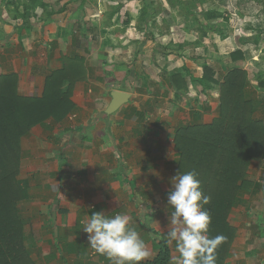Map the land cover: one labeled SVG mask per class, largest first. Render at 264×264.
<instances>
[{"label":"rangeland","instance_id":"obj_1","mask_svg":"<svg viewBox=\"0 0 264 264\" xmlns=\"http://www.w3.org/2000/svg\"><path fill=\"white\" fill-rule=\"evenodd\" d=\"M180 1L189 5L207 1L208 4L212 3L208 11H212L213 15H226L228 19L240 20L245 17L244 11L246 10L243 9L251 3L254 7L252 13L257 18L254 21L258 23V26L255 24L251 28L257 34L264 35V0ZM106 2L108 3L109 0ZM26 3L31 5V0H25L24 4ZM33 10L35 14L37 8L34 7ZM28 11L24 7L23 12L27 14ZM191 12L197 13L194 10ZM10 13L15 18L21 15L17 5L10 8ZM28 13L33 16L32 12ZM178 17L180 23L183 21L185 25L187 24L184 27L181 26L184 29L183 32L192 36L194 27L189 23L191 24L194 20H188L187 15L185 18ZM256 39L263 40L264 37H256ZM259 40L256 43V49H261L262 45L259 46ZM262 44L264 45V42ZM243 46L247 45L243 44ZM262 47L264 48V46ZM204 53L208 55L209 51L205 50ZM260 55L264 60V54ZM3 58L4 56L0 54V75L5 73V68L2 66ZM199 58L202 60L205 57L201 55ZM261 58L260 61L254 62L252 58H245L243 53V58L232 59L235 62L244 60L243 67L234 66L235 64L229 61V69L226 64L224 67L221 66L223 70L218 77L213 64L204 61L202 66L204 68V64H208L213 69L214 77L220 81L226 71L234 68L245 69L244 67H246L249 83L246 92L248 97L255 101V116L264 120V82L259 81L264 76L257 74L263 66L264 61ZM105 74L108 75L104 72L103 67L101 75ZM189 76L184 78L187 82L190 81ZM107 78L106 86L109 89L106 91L107 101L100 105L90 103L88 109L93 110V114L97 115L105 109L111 99L110 91L115 88L125 89L132 93V97L130 102L111 114L109 133L104 134V139L96 140L95 146L98 148V152H95H97L96 155L99 154L100 161L105 160L104 168L86 170L84 173L81 172V169H76V166L83 163V160L89 162L93 158L89 154L88 146H83L91 140L89 137L91 129L88 131L85 129L86 120L91 114L82 117L79 111H74L62 122L50 119L44 125L34 126L22 139L19 178L28 191L29 197L19 202L18 213L24 225V245L35 264H111L107 257L96 253L89 247V234L83 231L84 221L95 212L92 208L95 205L97 211L100 204L101 207H106V210H102L104 213L123 214L122 210L126 212L128 207L132 204L135 205L136 199L141 197L146 201L148 208L143 210L142 207L137 206L136 209L143 211L144 214L147 213L148 216L151 215L152 219L158 217L169 222L171 210L167 206V194L171 189V177L179 172L175 161L177 151L174 155L151 153V145L155 143L156 139L147 136L159 127L162 129L160 133L163 136H158V138L166 137L169 145L172 146V136L176 128L182 125L212 123L219 113L220 97L219 101L208 98V95L202 94L200 85L193 92H190V87L187 92H184L186 96L199 95L201 101L204 102V105L197 107V114L193 108V104H197V100H187V104L183 106V102L171 103L177 102L173 99L166 103V100L162 99L156 90H154L155 94H152V91L149 92L148 86L157 89L153 87L155 82H140L136 87L129 82H117L111 75H108ZM164 78L162 77L160 80L162 85L164 82H168L164 81ZM83 80L78 79L75 82L72 95L76 84ZM253 81L254 83H252ZM208 84L211 86L208 93L218 90L220 95L219 85L211 82ZM67 85L66 83L65 89ZM22 92L19 91L24 96L42 95V93L40 95H25ZM168 92L167 90L166 95ZM178 99L183 101L182 98ZM135 103L139 105H134ZM213 104H215V110H211L210 106L213 107ZM165 110L170 111L168 116H165L164 120L158 119L157 117ZM89 124L88 128L94 129L90 122ZM99 128L103 132V127ZM151 141H153L152 144ZM173 151L175 150L173 149ZM162 157L170 158V160L164 161ZM257 161L258 159L254 158L247 171L248 180L254 184L243 189L240 202L231 209L228 216V221L235 228V239L226 264H264V173H260V165H257ZM120 163L122 164L120 165ZM146 166L148 167L145 168ZM89 176L91 179L93 177L94 181L90 182ZM84 184L85 186H83ZM81 190L100 191V199L93 198V201H90L83 196ZM83 198L86 200L81 202ZM115 202L117 207L114 205ZM133 226L135 227L134 223ZM165 233L163 235L170 249L168 264H172L173 258L178 254L175 251L174 242L169 244ZM159 237L158 234L157 239ZM148 252L149 256L142 262L143 264H146V260L152 255L154 258L158 250L153 249Z\"/></svg>","mask_w":264,"mask_h":264},{"label":"crops","instance_id":"obj_2","mask_svg":"<svg viewBox=\"0 0 264 264\" xmlns=\"http://www.w3.org/2000/svg\"><path fill=\"white\" fill-rule=\"evenodd\" d=\"M24 1L0 0V54L4 56L2 66L6 74L18 75L19 91H23L25 95H40L46 76L63 69L65 58H81L86 68V76L83 81L76 84L71 99L76 105L75 111H79L82 117L91 114L85 125L87 131L91 129L89 135L91 140L83 146H88L89 154L93 157L89 162L83 160V163L76 166V169H81L82 173L86 170H100L106 164L105 160H99V154L96 155L98 148L95 144L98 138L103 140L104 134L109 133L112 116L105 114L109 103L97 115L93 114V110L88 109V106L90 103L100 105L107 101L108 75L114 77L117 82H129L136 87L140 82H155L153 87L157 89L148 86L149 92L155 94L154 90H156L166 103L173 99L177 102L171 103L183 102V106L187 104V100H197V104H193L194 112L197 113V107L204 105V102L199 95L186 96L183 90L177 93L170 83L174 75L179 74L183 79L190 75L188 83L190 92H193L200 84L192 83L191 75L197 78L203 76L202 62L213 64L218 77L225 64L229 69V61H232L234 66L243 67L244 60L233 61L232 52L242 50L245 58H252L254 62L260 61L262 56L260 54H264L262 47L264 39H256L264 35L260 34V37L251 28L255 24L258 26L254 21L257 18L252 13L254 7L251 3L243 9L246 10L245 17L240 20L228 19L226 15L217 16L210 12L205 14L204 12L208 11L212 4H208L207 1L189 5L180 0H109L108 3L107 0H43L47 7L37 6L33 16L28 13L31 12L30 9L27 14L23 12ZM16 5L21 12L17 18L10 13V8ZM193 10L197 13H192ZM186 15L188 20H194L189 23L194 27L192 36L183 32V27L187 24L178 21V16L185 18ZM179 27L181 28L178 29ZM258 40L259 46L262 45L261 49L255 48ZM242 43L247 46L244 47ZM205 50L209 51L208 55L204 53ZM201 55L206 59L201 60L199 58ZM103 67L108 75H101ZM257 74L264 76V62ZM162 77H165L164 81H168L163 85L160 82ZM256 79L258 81V78ZM259 81L264 82V77ZM200 88L202 94L219 101L218 90L208 93V90L206 92L202 90L201 85ZM114 90L125 91L119 88ZM167 90L169 92L166 95ZM178 98H182L183 101ZM210 107L211 110H215V104ZM169 112L165 110L157 118L164 120ZM89 122L94 129L88 128ZM99 127H103V132ZM160 132L162 129L158 127L147 136L156 139L154 144L151 141V153L174 155L177 151L176 133L172 136L173 145L170 146L166 137L158 138L163 136ZM256 159H258L257 165H260V173L263 174L264 157ZM163 160L169 161L170 158L164 157ZM89 179L90 182L94 181L93 177L91 179L89 176ZM95 191L81 190L83 196L90 201H93V198L100 199L101 192ZM85 198L81 202H84ZM114 205L117 207L116 202ZM132 205L126 212L120 209L123 214L129 216L132 224H135V229L146 242L147 250H157L156 244L163 239L166 240L163 234L167 232L169 222L158 217L152 219L151 215L148 216L147 213L144 214L143 211L136 209L137 206L142 207L143 210L148 208L146 201L141 197H138L136 204ZM92 208L95 212L106 210V207H101L100 204L98 211L96 205ZM106 214L112 216L114 213L106 212ZM158 234L159 239H157ZM152 259L153 255L146 260V264Z\"/></svg>","mask_w":264,"mask_h":264},{"label":"trees","instance_id":"obj_3","mask_svg":"<svg viewBox=\"0 0 264 264\" xmlns=\"http://www.w3.org/2000/svg\"><path fill=\"white\" fill-rule=\"evenodd\" d=\"M37 6L47 4L41 0L23 4L33 14ZM209 12L212 13H204ZM231 57L243 58V52H232ZM85 76L81 58L67 57L63 69L47 76L42 95L24 96L18 91L16 73L0 75V264H35L25 248L24 225L18 213L19 202L29 197L19 178L21 142L34 126L50 119L62 122L75 111L72 90L75 82ZM191 80L198 82L204 92L211 87L208 82L219 85V113L212 123L176 129V163L179 172L195 170L202 191L211 198L204 206L211 216L208 234L225 238L216 250V264H226L235 239V228L228 216L240 202L243 189L254 184L248 180L247 171L254 158L264 157V120L255 116V101L246 92L249 83L245 69H231L220 81L205 63L203 76L191 75ZM170 83L177 93L189 89L179 74ZM156 247L158 254L148 264H168L170 249L166 240Z\"/></svg>","mask_w":264,"mask_h":264},{"label":"clouds","instance_id":"obj_4","mask_svg":"<svg viewBox=\"0 0 264 264\" xmlns=\"http://www.w3.org/2000/svg\"><path fill=\"white\" fill-rule=\"evenodd\" d=\"M170 183L167 206L171 212L164 233L178 254L172 264H216V250L225 238L208 234L211 216L204 206L211 198L202 191L198 173L178 172ZM83 231L89 234V247L111 264H142L149 256L145 240L127 214L94 212L84 221Z\"/></svg>","mask_w":264,"mask_h":264},{"label":"water","instance_id":"obj_5","mask_svg":"<svg viewBox=\"0 0 264 264\" xmlns=\"http://www.w3.org/2000/svg\"><path fill=\"white\" fill-rule=\"evenodd\" d=\"M111 100L105 109V114L111 115L131 100V93L122 90H114L110 94Z\"/></svg>","mask_w":264,"mask_h":264}]
</instances>
